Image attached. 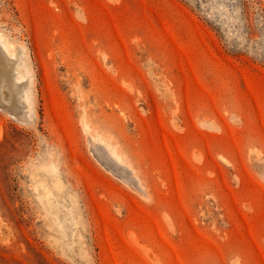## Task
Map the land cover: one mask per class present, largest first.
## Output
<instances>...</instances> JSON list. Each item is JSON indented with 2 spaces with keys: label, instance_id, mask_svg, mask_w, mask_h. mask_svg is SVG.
<instances>
[{
  "label": "rangeland",
  "instance_id": "374dc122",
  "mask_svg": "<svg viewBox=\"0 0 264 264\" xmlns=\"http://www.w3.org/2000/svg\"><path fill=\"white\" fill-rule=\"evenodd\" d=\"M0 31V264H264V0H0Z\"/></svg>",
  "mask_w": 264,
  "mask_h": 264
},
{
  "label": "bare ground",
  "instance_id": "6f19581e",
  "mask_svg": "<svg viewBox=\"0 0 264 264\" xmlns=\"http://www.w3.org/2000/svg\"><path fill=\"white\" fill-rule=\"evenodd\" d=\"M16 48V44L11 42L0 31V49L8 59L13 60V57L16 55ZM20 51L22 54L16 62L14 77L17 83L21 82L24 85L21 94V101L24 113L30 117L34 111L33 90L31 91L32 72L29 63L24 58L25 47L21 45ZM79 120L83 131L87 136L90 135L92 137L95 147L100 155L105 158L113 168L120 170L125 177L137 179L136 172L133 170V167L130 165L125 155L117 148L116 144L111 142L109 138L105 137L101 132L93 131L84 114L80 116Z\"/></svg>",
  "mask_w": 264,
  "mask_h": 264
}]
</instances>
